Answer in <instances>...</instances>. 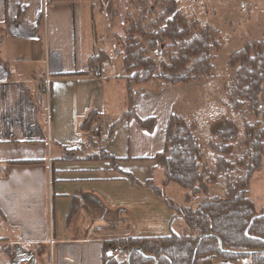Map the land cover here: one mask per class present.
<instances>
[{
	"label": "crops",
	"instance_id": "crops-1",
	"mask_svg": "<svg viewBox=\"0 0 264 264\" xmlns=\"http://www.w3.org/2000/svg\"><path fill=\"white\" fill-rule=\"evenodd\" d=\"M101 2L0 0V264H103L111 242L182 230L164 201L144 185L163 179L152 158L163 148L170 114L186 116L177 108L182 87L148 88L136 95L135 115L154 120L150 132L134 117L120 120L121 76L111 74L110 63L100 76L83 71L91 57L107 54L93 30L97 14L114 52ZM91 111L97 119L85 133L80 127ZM115 121L101 144L114 165L61 159L64 150L78 149L89 136L104 139ZM206 138L208 143L213 137ZM168 187L163 192L171 199ZM224 192L216 184L210 188L211 196ZM184 195L182 203L171 200L183 204ZM193 264L250 263L197 254Z\"/></svg>",
	"mask_w": 264,
	"mask_h": 264
},
{
	"label": "trees",
	"instance_id": "trees-1",
	"mask_svg": "<svg viewBox=\"0 0 264 264\" xmlns=\"http://www.w3.org/2000/svg\"><path fill=\"white\" fill-rule=\"evenodd\" d=\"M52 1L47 0V4ZM103 1L107 3V15H115V10L109 7L110 1L102 0L101 3ZM131 1L140 4L141 17L150 15L152 18L145 28L140 20L128 17L122 35L113 36L114 54L121 63L125 92V111L120 120L134 117L143 129L150 132L154 120L138 119L135 115L136 95L148 88L192 84L202 77H210L216 53L221 48L220 37L214 27L189 19L178 9L176 0H153L150 4L146 0ZM41 18L42 14L38 23ZM156 46L163 48L169 63L157 64L147 57V52ZM103 63H109L103 52L91 57L88 60L89 74H93L95 65ZM228 65L235 69L232 84L226 90L228 107L243 121L241 144L245 151L241 158H232V143L239 139L238 126L232 120L222 116L208 125L213 137L208 148L216 154L211 168L204 160L200 141L195 135L196 123L171 113L163 148L152 158L162 170L163 179L160 185L152 180L144 185L164 201L173 212V218L180 220L182 230L173 231L166 237H130L111 242L107 247L117 243L119 252L117 255L105 252L103 264H155V260L157 264H192L194 248L206 234L211 236L201 240L197 254H216L228 261L246 259L250 264H264V209L256 211L248 197L250 178L262 168L264 128L259 122L246 120L251 114L264 121V40L245 42L230 55ZM96 119L95 112H89L80 130L88 133ZM115 124L116 121L109 124L104 139L89 136L78 149L64 150L61 159L101 160L114 165L115 159L102 150L101 144L110 137ZM232 171L240 174L231 178ZM219 175L225 177L224 196H211L210 188L217 183ZM129 178L134 181L131 176ZM168 184H176L187 192L183 204H176L165 196L163 188ZM198 197L201 199L194 207L188 205ZM75 209L74 205L69 217ZM219 241L223 252L219 249ZM35 251L38 252L39 248L35 247ZM8 254L12 256L11 251ZM123 255H129L128 260L121 259Z\"/></svg>",
	"mask_w": 264,
	"mask_h": 264
},
{
	"label": "rangeland",
	"instance_id": "rangeland-1",
	"mask_svg": "<svg viewBox=\"0 0 264 264\" xmlns=\"http://www.w3.org/2000/svg\"><path fill=\"white\" fill-rule=\"evenodd\" d=\"M106 1H110L109 7L115 10V15L109 13L107 15V3L104 1L101 3V6L104 5L102 10L107 17L108 37H111L112 40L114 35H122L123 25L128 17L140 20L145 28L149 26L152 16L141 17V6L137 2L131 0ZM146 1L150 4L153 0ZM176 2L178 9L189 19H197L214 27L219 32L221 48L216 53L212 75L202 77L192 84L181 85L183 91L177 107L179 113L186 115L187 120L194 121L199 126L197 137L203 150L204 160L213 168L216 154L208 148V144L213 138L207 143L206 137L211 134L205 126L215 119L223 116L232 120L238 126L239 139L232 143V158H241L242 153L245 151L241 144L243 138L242 118L229 109L226 98V90L232 84L235 75V69L228 65V58L239 50L245 42L264 40V0H176ZM101 17L98 14L96 15L93 29L97 35L98 46L107 51L108 55L106 54V56L110 63L109 71L111 74L122 76L120 60L111 50V46L105 42L106 31L101 22L103 16ZM101 38H104V40L102 41ZM112 42L114 43V40ZM154 50L157 54L150 56L149 52ZM161 56L164 57V60L161 59ZM147 57L157 64L169 63V57L160 46L149 50ZM122 96H124V89H122ZM246 120L250 123L259 122L264 128V121L253 117L251 114L246 116ZM103 134L104 132L101 133V135ZM239 174L237 171H232L229 176L236 178ZM216 185L225 189L224 175H219ZM185 193L186 191L176 184H169L166 190L167 196L175 202L181 203ZM248 197L253 201L256 211L264 209V157L262 168L250 178ZM198 200L199 198L194 201Z\"/></svg>",
	"mask_w": 264,
	"mask_h": 264
},
{
	"label": "built area",
	"instance_id": "built-area-1",
	"mask_svg": "<svg viewBox=\"0 0 264 264\" xmlns=\"http://www.w3.org/2000/svg\"><path fill=\"white\" fill-rule=\"evenodd\" d=\"M150 56H154L155 54H157V52L154 50V51H150L149 52ZM161 59L164 60V57L161 56ZM108 64L107 63H103V64H97L94 66V69H93V74H89L90 73V70L87 67H85L83 69V71L86 73V74H89V75H92V76H100L105 70L108 69ZM48 83L49 81L46 80L45 81V91H48ZM99 132V128L98 127H94L92 129V133L96 134ZM119 252V245L116 243L114 246L110 247V250H109V254H112V255H117ZM124 256V255H123ZM246 260V259H244Z\"/></svg>",
	"mask_w": 264,
	"mask_h": 264
},
{
	"label": "water",
	"instance_id": "water-1",
	"mask_svg": "<svg viewBox=\"0 0 264 264\" xmlns=\"http://www.w3.org/2000/svg\"><path fill=\"white\" fill-rule=\"evenodd\" d=\"M207 236H211L210 234H206V235H204V236H202L201 237V239L197 242V244H196V246H195V248H194V252H193V256H192V264H193V262H194V259H195V256H196V254H197V248H198V246H199V244H200V242H201V240L204 238V237H207ZM219 249H220V251H224V249L222 248V244H221V242L219 241ZM135 250H137V249H135ZM144 257H147V256H145L142 252H140ZM128 257H129V255L127 256V260H128ZM155 264H157V261L155 260Z\"/></svg>",
	"mask_w": 264,
	"mask_h": 264
}]
</instances>
